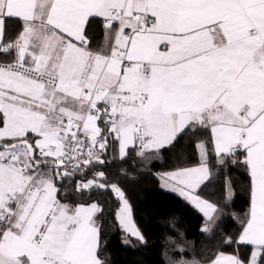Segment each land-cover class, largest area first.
<instances>
[{
    "label": "snow or ice",
    "instance_id": "obj_1",
    "mask_svg": "<svg viewBox=\"0 0 264 264\" xmlns=\"http://www.w3.org/2000/svg\"><path fill=\"white\" fill-rule=\"evenodd\" d=\"M155 161L201 220L159 264H264V0H0V264L147 247L110 168Z\"/></svg>",
    "mask_w": 264,
    "mask_h": 264
},
{
    "label": "trees",
    "instance_id": "obj_2",
    "mask_svg": "<svg viewBox=\"0 0 264 264\" xmlns=\"http://www.w3.org/2000/svg\"><path fill=\"white\" fill-rule=\"evenodd\" d=\"M154 165V166H153ZM119 168H125L131 174L135 182L124 181L132 202L135 205V218L144 235L148 239L147 247H138V250L125 249L121 243V236L118 232H108L107 238L113 259L116 264H159L162 254V237L168 234L166 218L173 216L180 219L179 228L187 234L189 241H197L201 234L199 228L201 220L192 211L186 210L180 201L171 193L161 190L159 182L153 175H148L150 169L153 173L167 170L164 162L155 161L153 164L141 166L139 169L131 167L130 162L115 163L110 171L116 172ZM243 206V200L236 202V209ZM219 238L203 240L196 247V255L204 256L209 250L215 247ZM226 252L231 248L225 247ZM191 257L192 252L189 251Z\"/></svg>",
    "mask_w": 264,
    "mask_h": 264
}]
</instances>
